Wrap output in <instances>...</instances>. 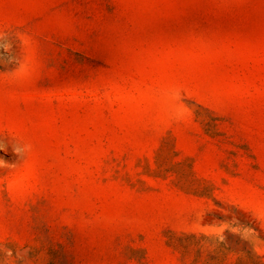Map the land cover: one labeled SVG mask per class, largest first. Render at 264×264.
Returning a JSON list of instances; mask_svg holds the SVG:
<instances>
[{"label":"rangeland","instance_id":"1","mask_svg":"<svg viewBox=\"0 0 264 264\" xmlns=\"http://www.w3.org/2000/svg\"><path fill=\"white\" fill-rule=\"evenodd\" d=\"M0 264H264V0H0Z\"/></svg>","mask_w":264,"mask_h":264}]
</instances>
